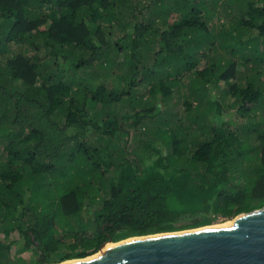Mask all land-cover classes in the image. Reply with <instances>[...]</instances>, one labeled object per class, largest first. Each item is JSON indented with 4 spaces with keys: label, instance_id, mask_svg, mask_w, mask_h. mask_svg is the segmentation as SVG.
I'll return each mask as SVG.
<instances>
[{
    "label": "trees",
    "instance_id": "1",
    "mask_svg": "<svg viewBox=\"0 0 264 264\" xmlns=\"http://www.w3.org/2000/svg\"><path fill=\"white\" fill-rule=\"evenodd\" d=\"M210 1L212 9L204 0H0V104L12 111L8 119L0 117L8 136L6 142L0 134L6 152L0 161V264L50 262L60 245L59 229L83 234L71 243L74 251L60 260L84 258L109 239L211 225L207 223L215 216H235L264 205V127L251 122L243 134L228 127L219 99L202 103L195 96L198 113L188 114L196 122L187 130H194L192 143L176 130L167 140L156 129L163 145L145 142L152 150L149 156L126 152L129 131L123 120L132 117L135 127L159 111L148 106L129 115L122 109L128 103L123 97L143 80L151 93H171L164 79L155 80L158 55H165L160 60L165 65L178 66L177 77L192 73L193 87L211 81L206 77L214 73L210 83H226L223 94L232 96L238 112L254 110L264 97V81L256 79L263 68L258 62H264V0L225 2L219 12L239 15L234 29L243 31L242 38L231 34L228 42L223 32L208 25L219 4ZM117 26L121 33L112 41L107 34ZM22 42L28 43L25 51L12 50L11 45ZM222 49L230 53L228 58H217ZM113 52L124 58L120 63L127 71L126 87L83 82L77 70L96 62L109 69ZM252 55L258 61L251 69L254 76L244 72ZM17 81L25 88L15 89L12 83ZM194 91L191 87L189 94ZM116 101L122 105L115 114L95 118L100 109L90 105ZM183 101L190 110L191 103ZM160 119L155 122L164 125ZM90 131L98 132L92 134L99 145L87 141ZM118 137L121 155L115 160L109 148ZM73 141L78 144L70 163H54L51 159L59 160ZM13 245L17 251L33 250L35 257L12 258Z\"/></svg>",
    "mask_w": 264,
    "mask_h": 264
},
{
    "label": "rangeland",
    "instance_id": "2",
    "mask_svg": "<svg viewBox=\"0 0 264 264\" xmlns=\"http://www.w3.org/2000/svg\"><path fill=\"white\" fill-rule=\"evenodd\" d=\"M130 2L132 1H137V3H139V0H129ZM227 0H218V10L216 13H214V15L209 18L208 21V25L210 28H214L216 27L217 31H221L224 33V35L226 36V41L228 42L231 37V34L233 35H238L237 37H240V32L242 30H239V33L237 31V29H234V27H236V23H237V18L239 15L235 16L233 14H224V13H220V11H222L224 9V4ZM142 2V0H141ZM210 0H204V4L205 6H207L208 8H213L212 6L210 7L211 3ZM141 4V3H140ZM237 8V6L233 7V9L235 10ZM121 11H122V7H121ZM210 12L212 10H209ZM226 11V7L225 10ZM137 13V11H136ZM143 16L146 17V15H148L147 9L144 8L142 10ZM141 13H138L136 19L139 20L141 18L140 16ZM135 19V20H136ZM146 21V20H145ZM147 23V21H146ZM121 26V24H120ZM120 26L114 27L112 28V31L109 32V39H111L112 41H114L113 39L115 38V36L118 33H121L119 31ZM126 29L128 31H131L132 29V24L128 25L126 27ZM126 30V31H127ZM243 32V31H242ZM191 42V41H190ZM27 42H22L20 44L15 43L12 46V50L13 51H20L23 52L25 51V48L27 46ZM157 46V45H156ZM30 51V50H29ZM226 49H222V51H220L221 53L218 52V56L217 58H225V57H229L230 53L225 52ZM187 52V49H184L182 51V55L184 56ZM214 54V53H213ZM112 58H115V61L113 63V65L107 69L106 67H101L99 65L98 62L93 63L92 65L89 66H85L82 67L80 69L77 70V74L79 76L82 77L83 82H85L86 84L89 83H96L99 81H104L106 82L107 86L109 88H114L115 90H120L122 88L126 87L127 84V79H123V77L125 76V74L127 73V71H124V68L121 67V61L124 59L123 56L121 54H115V52L111 53ZM165 55H158L157 56V71H160L159 76L157 79H155L156 81L159 80V78L164 79V83L165 85L170 88L171 93L167 94V95H162V92H155V93H151L150 90H148V86L149 84L147 82H145L144 80L139 82L135 89L132 90V92H130V94L125 95L123 98L125 99V103H127L124 107H122L123 111L126 112L127 114H132L134 109L137 110H143L144 108L151 106V107H155L154 112L157 110L159 111L158 115L152 114L150 116H146L144 119L143 123H140L138 125H136L135 127L130 125L131 124V118H125L123 120V124L125 125V127L128 128V136H125L128 138L127 142H126V148L127 151L130 153H137L139 158H142L144 156H149V154L152 153V150H150L149 148L147 149L146 146L144 145L145 142L150 141L149 143H155L159 140V144L163 145L160 140L161 138H159V136L157 134H155V130L162 132L163 136H165V138L167 140L170 139V134L172 132V130H176L178 131L179 135L181 136V134L183 135H187V140L188 142L192 143L191 138L193 137V131L187 132V130L189 128L194 129V127H196V122L192 121L190 118V116L188 115L189 113L191 114H196L198 113L196 108H195V103L197 100V98L195 96H198L201 100L200 102L205 103L206 101H208V103L212 102L215 99H219L222 102V118L224 120L227 121V125L230 128L233 129H237L238 133L243 134V129L244 127H249L247 126V124H250L251 122L256 123L258 126L260 127H264V97L262 99H260V101L258 103H256L254 105V110H244L243 112H238L236 110V106H232V96L229 95L228 93L226 95L223 94V89L226 86V83L223 80H220L217 82V84L214 83H210L212 81L211 76L214 75V73L211 74V76H208L206 78H209L208 80L211 81H199L197 85H195L194 87L190 82V79L194 76L192 73L191 74H184V78L181 77H177V73H178V66H167L165 65V61H160L164 58ZM253 58L252 61L249 62V65H245L244 64V72L248 73L249 75H253L254 71L251 69H255L257 62L255 60V55H252ZM217 61V60H216ZM205 62V61H204ZM262 62V75L261 78L258 79L256 77L257 80L263 82L264 81V62L261 60L258 63ZM219 64V62H218ZM2 67V66H1ZM239 68L242 69L241 65H238ZM125 70H127V66L125 68ZM72 72V70H70ZM167 71H171L169 76L166 75ZM74 72V71H73ZM125 72V73H124ZM215 72V71H214ZM163 73V75H162ZM252 73V74H251ZM254 76V75H253ZM205 78V79H206ZM154 80V81H155ZM155 81V84H156ZM258 82V81H257ZM174 84V85H173ZM264 85V83H263ZM12 86H14L15 89L18 90H22L25 88V85L19 81L12 83ZM192 87V89H195L194 94H189L190 88ZM171 88L173 89V91L171 90ZM212 94H210V93ZM193 93V92H192ZM209 94V96H208ZM188 97V98H186ZM5 99L7 98L6 96L4 97ZM142 98V100H141ZM187 99L188 102L191 103L192 107L190 110H187L185 103L183 100ZM3 100V99H2ZM132 101V102H129ZM1 102V101H0ZM121 103L122 105V101H116V102H111L108 103V105H106L105 107H103V103L99 102L96 104H92L90 105V107L92 108L91 110H96V109H100V110H96L95 114V118L98 119L100 117H103L107 112H109L110 114H115L116 113V107L117 105H119ZM132 104L133 107L130 105ZM5 107H3L2 104H0V117L2 118H9L10 114L12 111L8 112L7 109H4ZM200 108V107H199ZM204 108V107H203ZM205 108H208V106L206 105ZM94 113L91 112L90 115H93ZM209 116L212 117V115L210 114ZM57 119H60L61 116H55ZM161 118L159 123H161L162 121H164V125H160L158 123L155 122V119L157 118ZM210 117V118H211ZM93 118V119H95ZM180 120V124L177 125L176 121ZM5 121V120H4ZM101 123V121L99 122ZM7 126L9 125L8 123L6 124ZM161 126V128H160ZM9 128V127H7ZM183 128V129H182ZM9 129H13V128H9ZM164 131H162V130ZM6 131V128L4 126H0V134L3 133V138L4 140L7 142L8 140V136H6L4 133ZM92 132L94 131H90L89 135L87 136V141L89 143H92L93 145H99L100 141H98L96 139V136L94 134H92ZM96 132V131H95ZM94 132V133H95ZM193 132V133H192ZM98 132H96L97 134ZM182 135V136H183ZM205 134H201L200 138H203ZM12 136H16V133H14ZM249 136L252 137V132L249 133ZM2 137V136H1ZM16 138V137H15ZM121 137L119 138H115L113 140L110 141V151L112 152V157L116 160L119 158V156L121 155L120 152V140ZM3 140V141H4ZM78 144V142H71L69 145H66L62 152H61V156L59 157V160H56L55 158H52L51 160L54 163H58V165H60V163L62 164H69L70 163V153L74 150H76V145ZM70 145L74 146V148L70 147ZM68 146V147H67ZM165 148V146L163 147ZM5 151L3 149V144L0 143V161L6 159V155H5ZM58 158V157H57ZM85 217H89V215L86 214ZM203 218H206L204 216H202ZM201 218V217H200ZM234 218V216H215L212 221L210 223L207 224H211V225H203V226H212V225H220V224H226V223H230L231 220ZM71 222L76 225V221L71 220ZM200 226V227H203ZM58 228H60V225H58ZM68 229V228H67ZM67 229H59V232L57 233V237L60 240V245L59 248L57 250H55V252H53L51 254V261L45 264H57L59 262L62 261H72V260H77L80 258H76V257H69L66 258V260H60L62 257V255L66 252H70V251H74L72 250V246L71 243L72 242H79L81 240V236L83 235L82 232L79 231H75V230H67ZM189 229V228H187ZM12 235H14L15 237L17 236L16 232H13ZM0 237H3V233H0ZM114 243V242H113ZM117 243V242H116ZM112 244V243H111ZM18 247V245H16ZM16 246L13 245L11 247V256L12 258H16V257H20L23 260H28L31 259L33 257H35V254L33 253V250L31 249H25L22 251H17ZM101 250H103V246L100 248ZM100 249H98L96 253H99ZM72 258V259H70ZM68 259V260H67ZM7 261V260H4ZM44 264V263H43Z\"/></svg>",
    "mask_w": 264,
    "mask_h": 264
},
{
    "label": "water",
    "instance_id": "3",
    "mask_svg": "<svg viewBox=\"0 0 264 264\" xmlns=\"http://www.w3.org/2000/svg\"><path fill=\"white\" fill-rule=\"evenodd\" d=\"M134 236L93 256L57 264H264V205L227 224Z\"/></svg>",
    "mask_w": 264,
    "mask_h": 264
},
{
    "label": "bare ground",
    "instance_id": "4",
    "mask_svg": "<svg viewBox=\"0 0 264 264\" xmlns=\"http://www.w3.org/2000/svg\"><path fill=\"white\" fill-rule=\"evenodd\" d=\"M227 224V223H226ZM220 225H222V224H220ZM212 226H215V225H212ZM134 237H136V236H133V237H129V238H126V239H122V240H120V241H116L117 243L118 242H121V241H125V240H127V239H132V238H134ZM116 242H114L113 243V241H109V242H107L104 246H103V250H105L107 247H110V246H112V245H114V244H116ZM112 243V244H111ZM100 251H102V250H100ZM100 251H99V253H100ZM95 254H98V253H95ZM95 254H93V255H95ZM93 255H90V256H93ZM90 256H87V257H90ZM81 259V258H80ZM73 261V260H72ZM64 262H68V261H64Z\"/></svg>",
    "mask_w": 264,
    "mask_h": 264
}]
</instances>
